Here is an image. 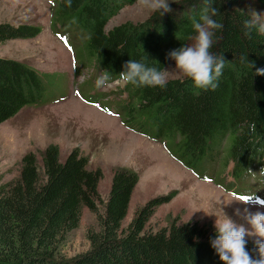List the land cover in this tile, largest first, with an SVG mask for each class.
Masks as SVG:
<instances>
[{"label":"trees","instance_id":"1","mask_svg":"<svg viewBox=\"0 0 264 264\" xmlns=\"http://www.w3.org/2000/svg\"><path fill=\"white\" fill-rule=\"evenodd\" d=\"M137 1L72 0L68 6L67 0H53V19L82 30L85 56L95 59L110 82L118 81L129 60L164 69L171 61L168 54L197 35L192 23L204 7V0H178L169 4L171 13L160 16L153 11L142 22L104 30L121 9ZM246 2L264 10V0H215L219 12L214 19L223 27L215 30L210 51L226 62L214 90L195 87L185 75L167 80L163 88L131 83L122 87L129 99L121 108L125 128L160 141L167 154L198 179L227 190L253 173H264V76L255 75L264 68V34L255 29L245 34L244 22L250 19L242 10ZM40 32L35 24L0 23V44L30 40ZM43 90L34 69L0 58V124L39 103ZM225 143L223 163H231L228 188L211 177ZM100 177L99 170L87 168V158L76 148L62 161L54 146H47L39 161L23 155L18 177L0 185V264H223L210 243L217 230L209 225L172 222L145 230L156 208L168 203L173 192L148 200L122 228L138 177L129 169H115L103 203L96 193ZM82 209L95 215L97 231L87 233V251L63 259L60 246L76 229ZM253 248L247 246L250 252Z\"/></svg>","mask_w":264,"mask_h":264},{"label":"rangeland","instance_id":"2","mask_svg":"<svg viewBox=\"0 0 264 264\" xmlns=\"http://www.w3.org/2000/svg\"><path fill=\"white\" fill-rule=\"evenodd\" d=\"M176 1L169 0V4ZM53 3V0H0V23H30L41 29L33 39L0 44V58L23 62L41 75L44 86L39 103L23 107L0 124V185L18 177L19 162L25 154H32L39 161L42 151L54 146L62 161L76 148L87 158V168L101 174L96 187L100 203L106 199L115 169L136 173L138 181L130 195L122 228L148 200L173 192L174 197L168 203L156 208L145 230L155 231L172 222L205 224L217 230V220L222 221L225 215L251 230L242 216L236 215L237 209L243 212L248 207L239 203L237 194H256L264 199V173H253L244 183H233L231 190L223 189L183 168L167 154L160 141L125 128L121 108L129 99L122 90L123 82L109 81L107 87H96L97 78L106 74L100 71L94 58L85 56L86 34L74 25L67 27L53 19ZM242 10L247 15L251 10L264 14L263 9L251 2H246ZM152 12L138 0L121 9L104 30L124 22H142ZM195 37L186 46H194ZM164 70L169 71L167 80L184 76L176 69L174 60ZM223 145L211 177L214 181L219 178L217 183H225L228 188L232 183L228 174L231 163H223L226 143ZM96 208L99 213L101 206L96 204ZM250 211L264 212V208L250 207ZM90 231H97L95 215L82 209L76 229L60 246V257L69 259L87 251L86 235ZM245 239L247 246H255L256 237Z\"/></svg>","mask_w":264,"mask_h":264},{"label":"clouds","instance_id":"3","mask_svg":"<svg viewBox=\"0 0 264 264\" xmlns=\"http://www.w3.org/2000/svg\"><path fill=\"white\" fill-rule=\"evenodd\" d=\"M71 3L72 0H67L68 6H71ZM140 3L153 11H158L160 16L173 11L169 6V0H140ZM214 4L215 0H204L199 18L193 19L192 27L197 33L194 46H183L172 50L167 57L176 62V69L190 78L195 87L204 90L210 88L214 90L218 86L216 81L222 75L226 62L223 56H216L210 51L214 43L215 30L223 27L214 19L219 12ZM248 16L250 19L244 22V27L248 30L245 34L251 35L253 29L264 34V14L251 10ZM168 74L169 71L163 68L160 70L140 61L129 60L116 83L122 81L125 84L163 88L167 83ZM255 75L264 76V68L257 69ZM95 83L98 89L107 87L109 76L101 75ZM252 129L255 130V124L252 125ZM239 203L248 207H245L243 212L237 209L236 215L242 216L251 230L225 215L222 221L216 222L217 236L210 241L211 246L223 264H264V212L250 211V207L264 208V199L256 194L241 195ZM245 237H256L251 252L247 249L248 241Z\"/></svg>","mask_w":264,"mask_h":264}]
</instances>
